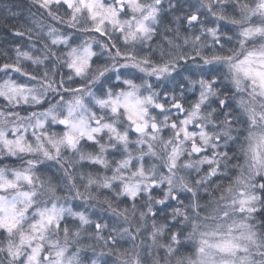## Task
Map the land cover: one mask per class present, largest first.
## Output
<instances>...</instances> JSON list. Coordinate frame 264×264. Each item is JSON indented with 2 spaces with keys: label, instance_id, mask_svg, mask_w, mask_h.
I'll return each instance as SVG.
<instances>
[{
  "label": "snow or ice",
  "instance_id": "obj_1",
  "mask_svg": "<svg viewBox=\"0 0 264 264\" xmlns=\"http://www.w3.org/2000/svg\"><path fill=\"white\" fill-rule=\"evenodd\" d=\"M0 20V264H264V0Z\"/></svg>",
  "mask_w": 264,
  "mask_h": 264
},
{
  "label": "trees",
  "instance_id": "obj_2",
  "mask_svg": "<svg viewBox=\"0 0 264 264\" xmlns=\"http://www.w3.org/2000/svg\"><path fill=\"white\" fill-rule=\"evenodd\" d=\"M8 2L12 4H18L21 6L28 4V0H8ZM22 11H23V15L21 17V20H23L24 17L28 14L27 7H24ZM32 11H35V8H33ZM10 39H13L11 32L9 31L8 27L4 24L3 20H0V45H2L5 41Z\"/></svg>",
  "mask_w": 264,
  "mask_h": 264
},
{
  "label": "clouds",
  "instance_id": "obj_3",
  "mask_svg": "<svg viewBox=\"0 0 264 264\" xmlns=\"http://www.w3.org/2000/svg\"><path fill=\"white\" fill-rule=\"evenodd\" d=\"M97 51H98V54H100L99 53V49H97ZM101 58H102V60H106L107 58L106 57H104V56H101ZM57 67L58 68H60V65H57ZM95 65L93 66V70H95ZM63 71H65V72H67L68 71V69L65 67V68H63ZM105 75H108V73L107 72H105ZM76 79H79V78H76ZM115 81H113V83H114ZM152 83H156L155 81H151ZM178 83V82H177ZM86 86V85H85ZM163 87H164V85L163 84H161L160 85V87L159 88H153V89H151V91H156V92H159V91H162L163 90ZM168 87L169 88H175L176 87V84L175 83H170V84H168ZM181 87H183V86H181ZM141 92L142 93H144L145 92V89H141Z\"/></svg>",
  "mask_w": 264,
  "mask_h": 264
}]
</instances>
